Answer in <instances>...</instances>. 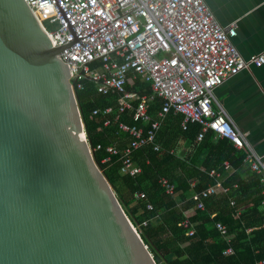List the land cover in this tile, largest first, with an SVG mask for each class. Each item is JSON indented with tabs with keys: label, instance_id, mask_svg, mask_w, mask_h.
Segmentation results:
<instances>
[{
	"label": "water",
	"instance_id": "obj_1",
	"mask_svg": "<svg viewBox=\"0 0 264 264\" xmlns=\"http://www.w3.org/2000/svg\"><path fill=\"white\" fill-rule=\"evenodd\" d=\"M61 52L0 0V264H165L95 160Z\"/></svg>",
	"mask_w": 264,
	"mask_h": 264
},
{
	"label": "built area",
	"instance_id": "obj_2",
	"mask_svg": "<svg viewBox=\"0 0 264 264\" xmlns=\"http://www.w3.org/2000/svg\"><path fill=\"white\" fill-rule=\"evenodd\" d=\"M25 2L53 46L62 50L59 59L70 67L76 92L84 91L85 83L91 81L101 95L118 97L120 113L135 110V121L150 125L149 131L138 125H119L131 137V142L122 152L115 146L108 147L107 152L122 153L124 170L133 176L141 173V168L133 162L137 150L151 145L156 151L161 150L157 140L167 116L173 111L183 115L184 131L190 123L200 125L198 143L212 133L244 152L245 163L261 178L264 193V156L248 144L246 136L216 97V90L231 78L264 66V50L246 59L235 45L238 21L224 26L205 0ZM132 76L151 85L152 93L140 95L128 91ZM158 97L164 100V105L159 119H154L150 115V103ZM136 101H139L138 107H135ZM111 112V109L106 111ZM105 125H110V121ZM225 168L230 170V164L226 163ZM210 176L219 177V173L213 170ZM160 184L167 195L174 194L175 185L169 179L161 178ZM229 191L222 183H216L194 194L192 200L203 211L206 200ZM141 198L146 195L142 194ZM149 209L152 210V205ZM183 227L187 229L189 222H184ZM215 227L231 244L228 227L220 222ZM194 234L191 230L187 236ZM235 255L233 247L225 253L227 257Z\"/></svg>",
	"mask_w": 264,
	"mask_h": 264
},
{
	"label": "trees",
	"instance_id": "obj_3",
	"mask_svg": "<svg viewBox=\"0 0 264 264\" xmlns=\"http://www.w3.org/2000/svg\"><path fill=\"white\" fill-rule=\"evenodd\" d=\"M128 90L139 94L152 93L151 86L140 81L128 86ZM77 96L95 150V160L156 258L165 264H260L264 261L263 188L260 177L255 178L251 186L240 180L237 172L247 166L244 152L233 148L231 141H220L214 134L198 143L200 125L190 123L187 131H184L183 115L172 111L157 140L161 150L156 151L155 146L151 145L134 153L133 162L142 171L133 176L124 170L122 153L110 155L107 148L115 146L122 152L130 144L131 137L120 130L121 123L138 125L147 131L150 125L136 122L135 110L120 113L118 97L101 95L91 81L85 83L84 91H77ZM138 105L139 101H136L135 107ZM163 105L162 98L151 101L150 115L154 119H159L158 112ZM109 109L112 112L107 114ZM107 121H110V125H105ZM180 141L189 143L194 150L186 162L179 155ZM98 146L101 147L99 150ZM227 162L236 170L235 173L228 175L224 168ZM213 170L222 171L226 177L225 185L231 191L206 200V209L201 211L196 208L192 196L216 184V177L210 176ZM161 178H167L175 185L173 195L166 194L160 184ZM235 184H238V188H233ZM248 191H252L251 199L255 201V207L235 218L229 210L230 199L238 203V196ZM142 194L146 198H141ZM259 196L260 199L256 200ZM150 205L152 210L149 209ZM217 205L222 206L223 211L213 216ZM186 221L189 222L187 229L183 227ZM218 222L228 227L231 244L217 232L215 226ZM191 230L195 234L188 237ZM250 230L254 231L249 233ZM230 247L236 251L233 257L225 256Z\"/></svg>",
	"mask_w": 264,
	"mask_h": 264
},
{
	"label": "crops",
	"instance_id": "obj_4",
	"mask_svg": "<svg viewBox=\"0 0 264 264\" xmlns=\"http://www.w3.org/2000/svg\"><path fill=\"white\" fill-rule=\"evenodd\" d=\"M205 1L218 21L224 26L233 22H239V34L234 40V43L246 59L264 50V0ZM135 81L146 84L132 76L131 83L128 86H133ZM216 97L219 103L230 114L238 130L246 136L248 144L259 155L264 156V66L245 70L238 76L231 78L216 90ZM211 137L212 133H209L205 136L204 140ZM219 140L223 141L226 139ZM178 149L181 160L185 162L188 156H192V152L194 151L190 144L184 141H180ZM247 166H244L237 174L240 176L242 182L251 186L258 176L253 174L248 169L249 166ZM201 170H203V167H201ZM225 170L228 175L236 172L232 167L230 170L226 168ZM218 173L219 177H216V183H222L226 189H230L231 191V188L225 185L226 177L222 175V171ZM233 188H238V184H235ZM251 192L248 191L246 194L239 195L238 198L240 197V201L238 203L234 199H230V203L234 202V204H230L229 210L233 212L235 218H239L242 214L254 209L255 201L251 199ZM224 194L220 193L215 196ZM259 199L260 196L256 197V200ZM222 211V206L217 205L213 216ZM261 211L264 213V202L261 204Z\"/></svg>",
	"mask_w": 264,
	"mask_h": 264
}]
</instances>
